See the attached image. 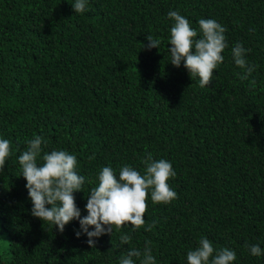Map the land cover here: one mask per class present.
<instances>
[{"label":"trees","instance_id":"1","mask_svg":"<svg viewBox=\"0 0 264 264\" xmlns=\"http://www.w3.org/2000/svg\"><path fill=\"white\" fill-rule=\"evenodd\" d=\"M74 3L0 0V138L12 149L0 172V264H120L146 242L156 264H188L201 237L235 251L232 264H264V0H87L84 13ZM169 11L189 19L197 39L201 18L225 27L210 85L171 63ZM147 35L158 48L143 47ZM237 43L256 66L246 80L231 54ZM37 135L41 155L77 157L81 218L103 167L117 178L124 165L144 174L148 153L171 162L177 198L153 203L149 191L144 226H113L91 248L78 219L61 233L32 215L18 157Z\"/></svg>","mask_w":264,"mask_h":264},{"label":"clouds","instance_id":"2","mask_svg":"<svg viewBox=\"0 0 264 264\" xmlns=\"http://www.w3.org/2000/svg\"><path fill=\"white\" fill-rule=\"evenodd\" d=\"M72 7L75 13H84L87 0H75ZM168 17L174 20L170 30L171 63L179 67L183 61L190 75L199 77L201 88L210 85L214 70L224 61L222 52L228 47L225 27L214 19L201 18L198 24L202 35L197 39V30L179 11H169ZM147 40L149 43L143 47L158 48L159 39L147 35ZM247 51L242 44L237 43L231 52L235 64L245 70L240 76L242 80L248 79L256 67L248 64L245 58ZM251 83L254 86L255 80ZM42 142L41 136H35L28 141L27 150L18 157L21 175L27 181L26 187L33 205L32 215L55 225L61 233L66 224L74 218L78 219L82 231L89 237L87 243L91 248L96 247L97 243L93 238L111 234L113 226L117 229L125 224L137 229L144 226L149 191L153 203L167 204L177 198V192L168 184V180L176 176L171 162L166 159L154 160L152 154L148 153L143 160L146 165L144 174L131 165H124L117 178L112 167H103L99 173L98 187H93L88 195L85 206L88 214L81 218L74 192L82 190L85 177L76 171L77 157L66 150H52L41 155ZM11 154V142L0 138V172L4 170L6 159ZM38 157L43 161L40 165L37 163ZM89 226H93L94 230L89 231ZM154 226L155 222L148 225L147 230ZM80 235L81 232L77 231L76 236ZM120 239L122 244L131 242L127 234ZM250 252L253 256H260L262 249L259 245H252ZM133 257H143L141 264H156L150 242H146L143 252L132 248L127 256L121 257L120 264H134ZM235 260V251L229 248L217 251L207 237H201L199 246L187 253L188 264H232Z\"/></svg>","mask_w":264,"mask_h":264}]
</instances>
